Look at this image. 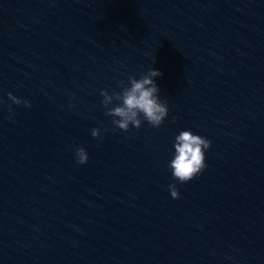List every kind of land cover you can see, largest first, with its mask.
I'll return each instance as SVG.
<instances>
[{"label":"water","instance_id":"1","mask_svg":"<svg viewBox=\"0 0 264 264\" xmlns=\"http://www.w3.org/2000/svg\"><path fill=\"white\" fill-rule=\"evenodd\" d=\"M150 68L168 114L124 131L101 90ZM182 130L211 142L184 183L168 166ZM0 264H237L182 0H0Z\"/></svg>","mask_w":264,"mask_h":264},{"label":"clouds","instance_id":"2","mask_svg":"<svg viewBox=\"0 0 264 264\" xmlns=\"http://www.w3.org/2000/svg\"><path fill=\"white\" fill-rule=\"evenodd\" d=\"M162 75L160 70L150 68L147 73H141L139 79L135 76L128 77V83L123 80L118 82L121 91L113 89L111 94L107 90H101L103 100L101 103L106 109L105 114L112 117V123L118 128L128 131L130 125L141 127L142 120H146L153 127H159L168 114L167 104L160 99L159 87L155 77ZM9 99L15 104L23 103L30 107L27 100L8 93ZM119 103L112 105L113 101ZM12 111L11 105L8 106ZM115 129H113L114 131ZM93 137L100 136V129L91 130ZM210 140L194 134L191 130H182L176 135L174 141V157L169 162L173 177L181 183L193 179L205 167V149L210 147ZM77 163L85 164L88 161V153L83 146L75 148ZM172 198H179V191L175 184L169 185Z\"/></svg>","mask_w":264,"mask_h":264}]
</instances>
